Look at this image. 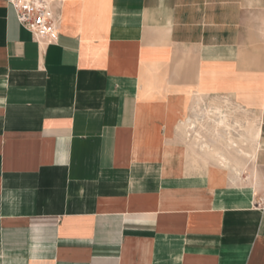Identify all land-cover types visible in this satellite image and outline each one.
Segmentation results:
<instances>
[{"label":"crops","instance_id":"1","mask_svg":"<svg viewBox=\"0 0 264 264\" xmlns=\"http://www.w3.org/2000/svg\"><path fill=\"white\" fill-rule=\"evenodd\" d=\"M53 5L0 0V264H264V0ZM226 99L246 154L184 126Z\"/></svg>","mask_w":264,"mask_h":264},{"label":"built area","instance_id":"2","mask_svg":"<svg viewBox=\"0 0 264 264\" xmlns=\"http://www.w3.org/2000/svg\"><path fill=\"white\" fill-rule=\"evenodd\" d=\"M15 7L20 23L34 37L45 44L58 41L60 18L54 10L53 0H9Z\"/></svg>","mask_w":264,"mask_h":264},{"label":"rangeland","instance_id":"3","mask_svg":"<svg viewBox=\"0 0 264 264\" xmlns=\"http://www.w3.org/2000/svg\"><path fill=\"white\" fill-rule=\"evenodd\" d=\"M226 101H228V100L226 99L225 101H220V102L210 101L209 104H207V105L206 104L201 105L200 101L196 102L195 103L196 105L194 107V110H196V116H195L196 120H193L191 117H188V119L185 120L184 126L189 129V128L195 127L196 123H199V125H201V127L204 128L205 130L206 129L211 130L215 137H217V136L223 137L224 135L222 134V131H224V129L226 127L225 126L219 127L218 126L219 125L218 122L220 121V118H221L220 117L221 114L219 112L224 113L223 112V110H224L229 115V119L230 120L228 121V123L230 124V127L234 128L235 125L233 123L234 122H236V123L239 122L240 128L243 129V132L241 133V137H240L241 141H243L244 137H246L249 140L256 139L253 136H249L246 133H244L245 129H248V128H251V127L254 129V131L258 130V129H256V127H254V124L252 122L254 120H250V119H248V117H244V115L237 110V107H235V105L233 103H231L230 101H228V102H226ZM200 112H203V113L206 112V113H209V115H210L209 116V120H207V118L205 119L206 120L205 124H203L201 122L202 121L201 118H200L201 116L198 115V113H200ZM233 118H235V121H233ZM245 120H246L247 123L243 124L242 122L245 121ZM229 132H232V129L229 130ZM217 133H219L220 135L217 134ZM225 133H227L226 136H225L226 137L225 139L228 140L227 145L234 146L231 143V140H234V142L238 144V141L234 138L232 133H230V136H229L228 131H225ZM197 134L198 135L196 136L194 143H199V141H201V139H203V138H201L202 135L200 133L197 132ZM239 148L243 149L240 146H239Z\"/></svg>","mask_w":264,"mask_h":264},{"label":"bare ground","instance_id":"4","mask_svg":"<svg viewBox=\"0 0 264 264\" xmlns=\"http://www.w3.org/2000/svg\"><path fill=\"white\" fill-rule=\"evenodd\" d=\"M220 113V112H219ZM221 114V113H220ZM222 115V117L220 118V121L218 122V126L219 127H221V126H225L226 128H225V130L226 131H228V133H229V135H230V133H232V132H229V130H231L232 128L230 127V124L228 123V121H227V119L223 116L224 114L222 113L221 114ZM226 116V115H225ZM231 128V129H230ZM229 129V130H228ZM244 133H246L247 135H249V136H253L254 138H258V136H259V131L257 130V131H254V129L251 127V128H248V129H245V131H244ZM231 139V138H230ZM231 143L233 144V145H236L237 147H239V145L237 144V143H235L234 142V140H231ZM207 150H209V151H212L211 150V147L209 146L208 148H206ZM241 149V148H240ZM243 152H245V154L246 153H248L247 151H245V150H243V149H241ZM215 153H217V151L215 152ZM219 155L221 156V158H223L224 160H226V157L225 156H223L221 153H219ZM223 160V162L225 163V161Z\"/></svg>","mask_w":264,"mask_h":264}]
</instances>
